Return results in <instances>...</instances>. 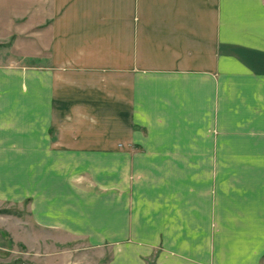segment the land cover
<instances>
[{"label":"crops","instance_id":"0c3cea01","mask_svg":"<svg viewBox=\"0 0 264 264\" xmlns=\"http://www.w3.org/2000/svg\"><path fill=\"white\" fill-rule=\"evenodd\" d=\"M32 12L34 66L0 63V204L33 264H264V175L221 197L202 172L218 135L264 134V0H0V39Z\"/></svg>","mask_w":264,"mask_h":264},{"label":"rangeland","instance_id":"374dc122","mask_svg":"<svg viewBox=\"0 0 264 264\" xmlns=\"http://www.w3.org/2000/svg\"><path fill=\"white\" fill-rule=\"evenodd\" d=\"M26 22L25 26L21 25L22 28H26V35L23 38L15 36L6 39V41L0 39V63L10 58L18 61L17 63L20 66H34L35 31L33 12L28 16ZM218 136H221L220 148L213 152V158L217 163L208 168H202V172L213 171V173L221 176L222 178L218 183L220 196L230 197V193L223 196V193L226 192L224 190L225 185L230 184V175H246L247 179H251L252 176L264 175V148L262 147L264 146V134L244 136L236 134L234 135V141L230 140V134ZM237 137L245 140L251 137L255 142H243L242 139ZM256 139H259V142ZM180 172L184 173V170L182 169ZM87 186L93 187L89 182H87ZM25 214L26 212L19 209L17 205L0 204V264H33L32 261L35 256L33 249L27 248L22 243L14 242L12 234L7 231V224L1 222V218L5 216H15L23 219ZM228 214L230 215V213ZM225 215L220 214V222L226 221ZM16 230L19 231V228ZM150 261L154 262V260ZM151 262L150 264H152Z\"/></svg>","mask_w":264,"mask_h":264}]
</instances>
